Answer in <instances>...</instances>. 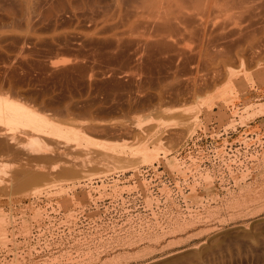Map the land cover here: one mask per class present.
Listing matches in <instances>:
<instances>
[{
    "label": "rangeland",
    "instance_id": "rangeland-1",
    "mask_svg": "<svg viewBox=\"0 0 264 264\" xmlns=\"http://www.w3.org/2000/svg\"><path fill=\"white\" fill-rule=\"evenodd\" d=\"M121 1L0 0V93L49 119H0L49 154L19 184L0 145V264H264V3L201 38Z\"/></svg>",
    "mask_w": 264,
    "mask_h": 264
},
{
    "label": "bare ground",
    "instance_id": "bare-ground-1",
    "mask_svg": "<svg viewBox=\"0 0 264 264\" xmlns=\"http://www.w3.org/2000/svg\"><path fill=\"white\" fill-rule=\"evenodd\" d=\"M113 1V0H112ZM120 1L121 0H119V4H117V5H114L113 6V8H120ZM137 1V0H136ZM139 2H140V6H143L144 8H157V10H156V14H154L155 16L154 17H156L157 18V20L155 19L154 20V22H153V25H154V23H155V28L154 29H156V30H162V31H174V33L176 32L175 30H177V28H178V31L180 32V30H181V32H184V33H182V34H186L187 32V30L188 29H191V34L193 35V31L195 32V30H197V28L199 27V28H201L200 26H202L203 25V23H204V25L203 26H205V24H206V22H204L203 20L205 19V17L207 16H205V12L207 13V14H209L211 11H208V10H210V9H212V11L213 10H216L217 9V11L218 12H216V11H214L215 13H221V14H218V16L217 17H219L220 15H223L224 16V14L223 13H225L226 11H228L230 8L232 9H234V8H237V10H238V8H242V7H250V8H252V7H256V8H258L257 6H258V4H262V3H264V0H138ZM122 2V1H121ZM30 3V2H29ZM118 3V2H117ZM123 3V2H122ZM122 6V5H121ZM143 7H141V8H143ZM112 8V9H113ZM214 8V9H213ZM229 8V9H228ZM260 8V7H259ZM225 9H227L225 12H224V10ZM154 10V9H153ZM221 12H220V11ZM222 10H223V12H222ZM244 10V9H243ZM248 10V9H247ZM251 10V9H250ZM252 10H254V9H252ZM138 11H140V10H138ZM146 12H147V10H145ZM209 13H208V12ZM262 11V10H261ZM137 12V11H136ZM214 12H211V14L213 13V15H211V16H213L212 18L214 19V18H216V14L214 13ZM241 12V11H240ZM247 12H249V11H246V13ZM251 12V11H250ZM249 12V13H250ZM231 13H232V11H231ZM244 13V12H243ZM253 13V12H252ZM152 14V13H151ZM204 14V15H203ZM242 14V13H241ZM142 15H144V14H142ZM210 15V14H209ZM235 15H237L236 13H235ZM234 15V16H235ZM243 15V14H242ZM246 15V14H245ZM133 16V15H132ZM138 16H140V15H138ZM145 16H146V14H145ZM203 16H205L204 17V19L203 18H201V17H203ZM244 16V15H243ZM253 16V15H252ZM256 16V15H255ZM258 16V15H257ZM150 17V16H149ZM210 17V16H209ZM236 17V16H235ZM250 17V16H249ZM146 18H148V17H146ZM145 18V19H146ZM151 18V17H150ZM208 18V16L206 17V19ZM223 20H224V17H221ZM253 18H255V17H253ZM260 18V17H259ZM149 19V18H148ZM147 19V20H148ZM203 19V20H202ZM206 19H205V21H206ZM213 19H211L210 18V20H211V23H212V20ZM230 19V18H229ZM246 19V18H245ZM264 19V18H263ZM262 19V20H263ZM150 20V19H149ZM208 20V19H207ZM219 20H220V18H219ZM222 20V21H223ZM233 20V19H232ZM257 20V19H256ZM203 21V22H202ZM217 21V20H216ZM216 21H214L215 23H217V25L220 23L221 25H220V29L222 28V24H223V28H222V30H221V32H222V34H219L220 32H218L219 30H217V28H216V31H217V33L216 34H218L217 36H219L220 38H221V36H222V38H229V36H224V35H226L227 33V35H232L233 34V36L235 35V33L236 32H238V31H236L235 29V33L233 32L234 30H233V28L231 29L232 31L230 32L229 31V29H228V32H223L224 30H225V28H227L226 26V24L227 23H222V21H220V22H216ZM225 21V20H224ZM223 21V22H224ZM234 21V20H233ZM240 21H242V20H240ZM252 21V20H251ZM213 22V23H214ZM226 22H227V17H226ZM136 23V22H135ZM149 23V22H148ZM207 23H208V21H207ZM209 23H210V21H209ZM233 23V22H232ZM240 23V22H239ZM264 23V22H263ZM224 24H225V26H224ZM231 23H230V20H229V25H230ZM237 24V23H236ZM243 24V23H242ZM151 26H152V23L150 24ZM210 25V24H209ZM208 25V26H209ZM214 24H212L211 26L212 27H214L213 26ZM228 25V26H229ZM233 25V24H232ZM239 25V24H238ZM203 26H202V28H203ZM207 26V25H206ZM211 26H210V28H211ZM215 26H216V24H215ZM235 26H237V25H235ZM243 26V25H242ZM115 27V26H114ZM218 28H219V25L217 26ZM241 26H239V28H238V30H240L239 32L241 33V30L243 29V27H241ZM113 28V27H112ZM164 28H166V29H164ZM205 28H207V30H208V27H205ZM215 28V27H214ZM213 28V29H214ZM115 29V28H114ZM180 29V30H179ZM187 29V30H186ZM204 29V28H203ZM212 28H211V30H213ZM224 29V30H223ZM152 30V29H151ZM182 30H184V31H182ZM193 30V31H192ZM200 30V29H199ZM199 30H197L198 31V33H199ZM202 30V29H201ZM200 30V31H201ZM206 29H205V31H207ZM211 30H209V31H211ZM246 30H249L248 28L246 29ZM255 30V29H254ZM204 31V32H205ZM214 32H215V30H213ZM212 31V32H213ZM256 31V30H255ZM153 32V31H152ZM158 32V31H157ZM172 32H170L171 34H172ZM201 32H203V30L201 31ZM203 32V33H204ZM211 32V33H212ZM238 32V33H239ZM242 32H244L243 30H242ZM128 33V32H127ZM155 33V32H154ZM161 33V32H160ZM163 33V32H162ZM161 33V34H162ZM177 33V32H176ZM197 32H195V34L197 35L198 34ZM225 33V34H224ZM229 33H232V34H229ZM238 33L236 34V35H238ZM240 33H239V35H240ZM246 33L247 32H245V34L242 36V35H240V36H242V37H240L239 36V39L240 38H245L246 37ZM157 34H159V32L157 33ZM178 34H180V33H178ZM181 34V35H182ZM188 34H190V30H189V32H188ZM204 34H208V31L206 32V33H204ZM241 34H243V33H241ZM170 35V34H169ZM180 35V36H181ZM191 35V36H192ZM199 35L201 36L202 34H200L199 33ZM248 35H249V33H248ZM250 35H252V34H250ZM158 36V35H157ZM156 36V37H157ZM165 36H166V34H165ZM173 36V35H172ZM185 36V35H184ZM189 36L190 35H188V38H189ZM198 36V35H197ZM207 36V35H206ZM245 36V37H244ZM151 37V36H150ZM155 37V38H156ZM163 37H164V34H163ZM186 37V36H185ZM193 37V36H192ZM203 36H201V38H202ZM208 37V36H207ZM206 37V38H207ZM238 37V36H237ZM168 38V37H167ZM194 38V37H193ZM193 38H192V40H193ZM205 38V37H204ZM203 38V39H204ZM219 38V39H220ZM231 38H233V37H231ZM250 38V37H249ZM172 39V38H171ZM217 39L218 38H216V40L215 41H217ZM230 39V38H229ZM234 39V38H233ZM236 39V38H235ZM246 39H248V37L246 38ZM155 40V39H154ZM198 40H200V39H198ZM224 40V39H223ZM238 40V39H237ZM241 40V39H240ZM249 40V39H248ZM247 40V41H248ZM197 41V40H196ZM229 41L230 40H226V41H223L224 43L225 42H228V44H229ZM235 41V40H234ZM234 41H230V42H234ZM239 41V40H238ZM244 41V40H243ZM148 42V41H147ZM214 42V41H213ZM220 42V41H219ZM252 42H254V41H252ZM163 43V42H162ZM208 43V42H207ZM251 43V42H250ZM257 43H259V42H257ZM167 44V43H166ZM221 44V43H220ZM220 44H215L217 47H218V45L220 46L219 48H222L221 47V45ZM227 44V43H226ZM252 44V43H251ZM255 44V43H254ZM161 45V44H160ZM171 45V44H170ZM234 45V44H233ZM159 46V45H158ZM209 46V45H208ZM212 46V45H211ZM223 46V45H222ZM238 46H240V45H238ZM156 47V46H155ZM215 47V46H214ZM230 47V46H229ZM255 47V46H254ZM165 48V47H164ZM175 48V47H174ZM212 48V47H211ZM210 48V49H211ZM218 48V49H219ZM232 48V47H231ZM173 49V48H172ZM180 49V48H179ZM179 49H178V54H179ZM209 49V50H210ZM213 49H215V48H213ZM212 49V50H213ZM225 49H226V46H225ZM230 49V48H229ZM260 49V48H259ZM216 51H218L217 50V48L215 49ZM220 50V49H219ZM223 50H224V48H223ZM227 50V49H226ZM226 50L224 51V53L226 52ZM231 50V49H230ZM216 51H215V53H216ZM228 51V50H227ZM198 52V51H197ZM180 53H183V52H180ZM209 53V52H208ZM251 53V52H250ZM176 54V53H175ZM217 54V53H216ZM215 54V55H216ZM219 55H221L220 53H219ZM182 56V55H181ZM184 56V55H183ZM185 57V56H184ZM181 58V57H180ZM183 58V57H182ZM63 62V61H62ZM65 62V61H64ZM60 63V62H59ZM58 63V64H59ZM181 73V72H180ZM192 74V73H191ZM182 76V75H181ZM193 77H195V76H193ZM193 80V79H192ZM196 80V79H195ZM180 83V82H179ZM182 92V91H181ZM190 93V92H189ZM3 94V93H2ZM1 93H0V119L2 118V119H7L8 121H9V123L10 124H12V126H14V127H18V126H22V129L23 130H25L24 128H23V126L24 127H26L25 125H31V127H32V129H33V127H39L38 128V130L40 129L41 131H42V129H44L45 130V128H46V130H48L47 129V126L49 125V119H47L46 117H43V116H40V114H38L37 113V111H35L34 109H32V107H30V105H25V103H23L22 104V102H18V101H20V100H13V98H10V95L9 96H6L5 94H3L2 95ZM8 95V94H7ZM46 116V115H45ZM1 119V120H2ZM7 120H3V122L4 121H7ZM52 122V121H51ZM9 124V125H10ZM28 127H30V126H28ZM53 127V126H52ZM95 127V126H94ZM130 127V126H129ZM10 128H11V125H10ZM99 128V127H98ZM133 128H135V127H133ZM132 128V129H133ZM16 128H14V130L13 131H17V130H15ZM35 129V128H34ZM113 129V128H112ZM129 129V128H128ZM9 130V129H8ZM20 130V129H19ZM36 130V129H35ZM44 130H43V132H44ZM130 130H131V127H130ZM139 130V129H138ZM22 131V130H21ZM26 131V130H25ZM40 131V132H41ZM55 131V130H54ZM129 131V130H128ZM133 131H134V129H133ZM132 131V134L133 133H136L137 131H134L133 132ZM3 132V131H2ZM29 132V131H28ZM30 132H31V130H30ZM33 132V131H32ZM47 132V131H46ZM53 132V131H52ZM51 132V133H52ZM130 132V131H129ZM1 133V132H0ZM14 134H15V132H13ZM27 133V132H26ZM51 133H49V134H51ZM10 135H11V133H9ZM17 134V133H16ZM31 134V133H30ZM39 134H41V133H39ZM44 135L46 134V133H43ZM43 134L41 135L43 138H44V136H43ZM130 134V133H129ZM129 134H128V136H129ZM138 134H140V132L138 131ZM13 135V134H12ZM11 135V136H12ZM19 135V134H18ZM33 135V134H32ZM31 135V136H32ZM135 135H137V133L135 134ZM30 136V135H29ZM139 136V135H138ZM7 137V136H6ZM5 136H3V135H1L0 134V145H1V147H2V145H4V148L7 150V151H9V152H13L14 154H16L17 156H19V155H23L24 157H26V159L25 158H23V159H25V161L27 160V162H25V165L22 163V164H20V165H24V166H20L21 168H19L17 171H16V173H15V175L16 176H14L15 177V179L14 180H16V181H19V184H21L22 182H24V183H26V185H27V183H28V185L29 184H33L34 182H36V181H38V180H40L41 178H42V174L40 173L41 172V170L38 172L37 170V168H35L36 166H33L34 164H30V162H35V161H38L39 160V162H41V160L43 159L44 160V158H46V154L48 153L47 152V146L45 147V145H44V141H38V140H40V139H34V140H32L31 141V139H30V143H28V145L26 146L27 148L26 149H28L27 150V152H23L24 150H21L20 149V147L18 146V143H15V141H16V136L14 137V136H12L10 139H7ZM18 137V136H17ZM33 137H34V135H33ZM32 137V138H33ZM38 137V136H37ZM47 137V136H46ZM48 137L50 138V136L48 135ZM140 137V136H139ZM54 141V140H53ZM20 143V142H19ZM46 144V143H45ZM53 144V143H52ZM57 147V146H56ZM63 147V146H62ZM3 148V147H2ZM22 148H23V146H22ZM70 148V147H69ZM74 148V147H73ZM66 150V149H65ZM71 150V149H70ZM69 150V151H70ZM64 151V150H63ZM73 151V150H72ZM66 153H68V151L66 152ZM47 155H49V154H47ZM55 155V154H54ZM57 155H58V160H61L63 163H65L66 164V166L63 168L64 170V172L66 171L67 173H74L75 172V170H74V168H76V166H74V168L71 166V163H72V161H65V151L62 153V151H61V153L59 152V153H57ZM67 155V154H66ZM41 157V158H40ZM47 158H49L48 156H47ZM65 158V159H64ZM36 159H38V160H36ZM41 159V160H40ZM35 160V161H34ZM47 160V159H46ZM47 162V161H46ZM60 162V161H59ZM71 162V163H70ZM75 163V162H74ZM74 163H72V165H74ZM36 164V163H35ZM61 164V163H60ZM64 165V164H63ZM78 165V164H77ZM26 166H27V168H26ZM24 167V168H23ZM42 167V166H41ZM21 176H23V178H20ZM23 179V180H22ZM22 180V182H20ZM0 182H2L1 181V170H0ZM22 184V185H25V184Z\"/></svg>",
    "mask_w": 264,
    "mask_h": 264
}]
</instances>
